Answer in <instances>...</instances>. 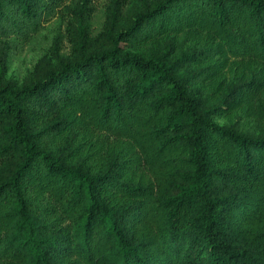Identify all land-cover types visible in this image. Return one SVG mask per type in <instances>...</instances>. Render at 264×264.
Here are the masks:
<instances>
[{"label": "trees", "instance_id": "16d2710c", "mask_svg": "<svg viewBox=\"0 0 264 264\" xmlns=\"http://www.w3.org/2000/svg\"><path fill=\"white\" fill-rule=\"evenodd\" d=\"M138 1L0 74V264H264V0ZM61 2L0 0V54Z\"/></svg>", "mask_w": 264, "mask_h": 264}, {"label": "rangeland", "instance_id": "374dc122", "mask_svg": "<svg viewBox=\"0 0 264 264\" xmlns=\"http://www.w3.org/2000/svg\"><path fill=\"white\" fill-rule=\"evenodd\" d=\"M138 5V0H62L58 9L43 22L38 33L10 49L7 55L0 54V71L5 65L0 74L17 83L30 79L41 69L53 66L59 57L68 56L83 30L87 31L90 42L98 41L114 8L117 9V19L124 23ZM3 57H6L5 62H2ZM215 121L258 129L257 121L244 115L233 117L231 123L221 117H215Z\"/></svg>", "mask_w": 264, "mask_h": 264}]
</instances>
